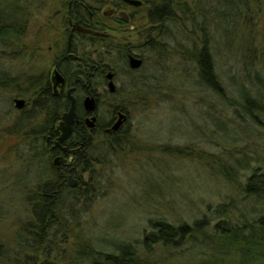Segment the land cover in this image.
Listing matches in <instances>:
<instances>
[{
    "label": "trees",
    "instance_id": "obj_1",
    "mask_svg": "<svg viewBox=\"0 0 264 264\" xmlns=\"http://www.w3.org/2000/svg\"><path fill=\"white\" fill-rule=\"evenodd\" d=\"M57 1L59 6L52 9L51 3ZM106 3L127 6L122 0H0V47L13 53L19 51L22 56L27 53V56L29 48L21 43L27 36L32 19L41 9L49 8V11L59 13L60 33L51 44L53 50L56 49L52 66L64 76L67 86H75L77 108L82 110L80 99L88 93L99 100L97 91L106 81L105 74L112 71L115 75L116 68L120 67L127 82L122 83V88H117L114 93L105 92L110 97H119V101L113 99L110 112L121 109L128 113L122 97L125 101L135 100L142 94L161 91L163 84L158 81L161 78L147 72L151 68L154 71L155 67L154 72L158 70L163 78L161 71L171 47L169 41L176 37L173 26L186 25L190 31V43L180 54L194 61L196 85L209 98L210 107L220 106L217 115L216 111H212V130L222 141L232 140L237 145L234 147H241L238 140L247 142V148L256 143L254 149H247L246 146L236 149L240 154L239 158H234L236 165L226 168L217 164L212 171L234 181L239 170L247 171L244 184H239V188L258 203L254 207L243 208L239 216L232 215L235 220L228 214L239 207L234 204L230 208L228 204L217 206L213 213L219 219L213 225L212 206L206 207L211 215L209 218L205 215L193 219L191 223L149 220L150 231H143L139 242L141 253L134 244L109 239L103 242L106 248H112L111 252L103 253L90 249L79 239L75 262L156 264L147 258L143 260L139 254L143 256L151 252L155 244L179 248L185 242L197 241L201 233L198 241L203 244L204 257L200 255L194 264H264V165L256 163L262 158L260 146L264 151V32L257 24L263 1L146 0V8H129V18L98 13L96 7ZM188 22L192 27L188 26ZM132 53L142 59L138 69L128 65L127 56ZM13 58H19V55ZM105 58H110L112 63L107 64ZM148 61L152 63L150 69H146ZM225 63H230L229 72L223 67ZM222 77H225L227 88L222 85ZM5 84L7 88L16 87L25 94L28 107L22 111L28 113L27 119L38 118L34 133L43 140L37 145L42 149V164L36 167L38 182L30 197L31 218L19 226L15 235L19 243L29 241L28 236L32 232L31 239L36 237L42 256L39 261L25 256L26 261L21 264H52L53 255L46 237L53 234L56 242H68L67 237L72 230L71 218L80 210V203L87 206L90 200L88 184L84 183L85 173L92 177L93 164L100 161L99 155H105L103 145L108 151L121 150L125 142L131 143L130 137L122 128L107 134L98 131L95 136L92 134V139L91 135L76 129L72 137L76 143L69 146L72 149L71 159L61 161L57 167L53 164L54 152L49 141L54 138L59 117L69 107L65 92L53 93L48 71L26 77L21 89L18 80L1 75L0 87H5ZM240 112L245 115L244 118ZM96 137L98 139L95 140ZM252 138L262 142H248ZM97 142L99 147L95 145ZM96 148L99 155L95 154ZM67 174L76 180L75 186L70 185L65 177ZM223 216L224 219L221 218ZM78 235L81 238L82 235ZM210 245L212 249L207 253L204 247ZM5 249L0 244V260L5 256ZM164 261L170 260L165 258Z\"/></svg>",
    "mask_w": 264,
    "mask_h": 264
},
{
    "label": "rangeland",
    "instance_id": "obj_2",
    "mask_svg": "<svg viewBox=\"0 0 264 264\" xmlns=\"http://www.w3.org/2000/svg\"><path fill=\"white\" fill-rule=\"evenodd\" d=\"M262 1L257 24L264 32ZM214 3L212 1V6ZM51 5L52 9L59 6L58 1ZM109 9L104 6L103 10ZM35 18L21 43L26 49L29 48L30 54L22 56L19 51L13 53L0 47V76L18 80L19 89L23 87L26 77L48 71L51 79L55 69L52 59L56 49L53 50L51 44L60 33V14L46 8L41 9ZM188 26L192 27L189 22ZM173 27L176 37L169 41L171 47L161 71L163 78L158 70L154 72L155 67L153 71L151 62L146 64V69L151 68L148 74L154 73L157 75L155 78H161L158 80L163 84L161 91L142 94L141 98L135 100L125 101L122 97L121 101L128 108L122 129H126L131 143L125 142L121 150L112 151L103 145L105 155H99L96 148L95 154L101 156L100 161L93 164L92 177L85 173L84 181L89 187L90 200L87 206L80 203V210L71 218L72 230L67 237L68 242H56L53 234L46 237L53 255L52 264H81L75 262L79 239L90 249L103 253L112 249L106 248L103 242L106 239L134 244L141 253L139 242L143 231H150L149 220L191 223L193 219L205 215L209 218L211 215L206 207L212 206L213 225L219 219L213 213L217 206L228 204L230 208L234 204L236 208L239 207L228 214L232 217L239 216V211L247 206L257 205L256 200L247 197L239 188V184H244L247 171L239 170L236 181L212 171L217 164L226 168L236 165L234 158L240 156L236 150L239 147H234L237 145L232 140L222 141L218 133L212 130V111H216L217 115L220 106L210 107L209 98L196 85L194 61L180 54L190 43L189 29L183 24ZM15 55H19V58H13ZM105 60L107 64L112 63L110 58ZM229 65H223L226 72H229ZM116 70L113 80L116 87L121 89L122 83L127 82L125 72L120 67ZM222 79L223 87L227 88L225 77ZM7 87L6 84L0 87V244L6 248L5 256L0 261L2 264H21L26 257L39 261L42 256L36 237L31 239L32 232L28 236L29 241L19 243L15 235L19 226L31 218L30 197L37 187L36 170L42 164V149L37 145L43 140L34 133L38 118L33 116L27 119L28 113L22 111L28 107L25 94L16 87ZM102 87L107 91L105 80ZM101 90L100 87L96 112L99 123H106L111 119L110 105L115 100L119 101V97H110ZM14 98H23L25 106L15 108L12 102ZM240 115L244 114L240 112ZM225 116L230 117L229 114ZM258 140L252 138L248 142H262ZM237 142L238 146L247 148L244 140ZM255 144L247 149H254ZM95 145L99 147L98 142ZM245 152L248 153L247 150ZM260 153L262 158L256 163L264 165L262 146ZM77 232L82 235L81 238L80 235L76 236ZM200 238L201 233L198 234ZM198 239L185 242L179 248L155 244L151 252L139 256L156 264H194L200 255L204 257L203 244ZM204 249L209 253L212 245ZM165 258L170 261L165 262Z\"/></svg>",
    "mask_w": 264,
    "mask_h": 264
},
{
    "label": "flooded vegetation",
    "instance_id": "obj_3",
    "mask_svg": "<svg viewBox=\"0 0 264 264\" xmlns=\"http://www.w3.org/2000/svg\"><path fill=\"white\" fill-rule=\"evenodd\" d=\"M123 3H125L127 6L125 5H122V3H120V5L118 6H114V5H111V4H105V5H100L98 7H96V9L98 10V13L100 14H104V15H107L108 17H112L113 15H116L117 17H125V18H129V15H130V12H129V8L130 7H143V8H146V5L144 4L146 0H138L140 1V4L139 5H133V4H130L128 2H126L125 0H122ZM104 6H107L109 7L110 9L109 10H103L104 9ZM92 14V13H91ZM143 14V13H142ZM76 29V28H75ZM80 30V29H78ZM73 32H74V27L71 29V31L69 32V36H68V44H70L71 42V38H72V35H73ZM130 55H136L138 56L137 54H129L127 56V58L130 56ZM139 57V56H138ZM129 65V64H128ZM142 65V64H141ZM57 71L58 69L55 68ZM138 69V68H137ZM59 72V71H58ZM60 73V72H59ZM108 73V72H107ZM106 73V74H107ZM106 74H105V78H106ZM60 75L63 77V82L62 83H57L56 84V91L54 90L53 88V83H52V80H51V83H52V88H53V93L54 94H58L60 93L61 91H64L65 92V95L67 97V91L69 88H73L72 91H71V94L74 96L75 98V112L77 114V119L73 122L72 124V129H71V133L69 134V136L67 138H65L64 140L60 141L58 143V145H55L54 142L57 141V138L60 136L61 134V131L57 128V125H58V122L60 120V117L55 125V135H54V138L52 140H50L49 142L50 143V149L53 150L54 152V158L56 157L58 160H57V164L56 166L58 167L60 165V162L61 161H65L66 159L70 160L71 159V148L69 146L71 145H74L76 142H74V140H72V137L75 133V130H79L81 131L82 133H85L86 135H91V139H92V134L95 136V134L99 131V132H102V133H112L114 131H117L119 130L120 128H122L124 122L126 121V118L124 120H122V123L119 125V127L117 129H112V125L115 123V121H117L118 119V114L119 112L120 113H124L127 117V113L125 111H122L121 109L119 110H112V112H110L111 114V119L109 122H106V123H99V117H98V114L96 112V109H97V103L99 102L98 98L95 97L94 94L92 93H88L83 97V100L81 101V105H82V110H80L79 108H77V99H76V95H75V86L72 85V86H67L66 84V81H65V78L64 76L60 73ZM52 76V75H51ZM114 79V75H113V78ZM114 81V80H113ZM107 82H108V79L106 78V90L108 91L107 89ZM115 84V83H114ZM102 88V93L105 92V88L101 87ZM117 87L115 85V90L114 92L116 91ZM100 90V88H99ZM113 92V93H114ZM100 92L97 91V94H99ZM86 97H91L94 99L95 101V106L91 109V110H88V109H85L84 108V105H83V101ZM68 99V97H67ZM69 100V99H68ZM69 104H70V101H69ZM65 112V111H64ZM63 112V113H64ZM62 113V114H63ZM81 133V134H82ZM103 135V134H101ZM47 140H49V138L47 137ZM53 158V159H54ZM69 176H71V174H67L65 175V177L69 180ZM72 177V176H71ZM76 184V183H75ZM75 186V185H74Z\"/></svg>",
    "mask_w": 264,
    "mask_h": 264
},
{
    "label": "water",
    "instance_id": "obj_4",
    "mask_svg": "<svg viewBox=\"0 0 264 264\" xmlns=\"http://www.w3.org/2000/svg\"><path fill=\"white\" fill-rule=\"evenodd\" d=\"M126 2L133 4V5H139L140 1L138 0H125ZM128 64L130 66V68L132 69H137L141 66L142 64V59L136 55H130L128 57ZM113 72L109 71L106 74V78L108 79L107 82V89L109 93H113L115 90V84L113 81ZM51 80L53 83V88L56 91V84L57 83H62L63 82V77L60 75V73L54 69L52 72V76H51ZM73 88H69L67 91V97L70 101L69 107L68 109L60 116V120L58 122L57 128L61 131L60 136L57 138V141L54 142L55 145H58V143L62 140H64L65 138H67L69 136V134L71 133V129H72V124L73 122L77 119V114L75 112V98L74 96L71 94ZM13 105L15 108L21 109L25 106V100L23 98H14L12 100ZM83 105L85 109L91 110L94 106H95V101L93 98L91 97H86L83 101ZM126 118V115L124 113H120L118 114V119L117 121H115V123L112 125V129H117L119 127V125L122 123V120H124ZM57 158L55 157L53 159V164L56 165L57 164ZM69 183L71 186H74L76 183V180L73 179L71 176H69Z\"/></svg>",
    "mask_w": 264,
    "mask_h": 264
}]
</instances>
